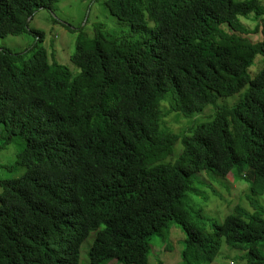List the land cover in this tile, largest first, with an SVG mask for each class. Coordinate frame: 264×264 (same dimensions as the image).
Listing matches in <instances>:
<instances>
[{
    "label": "trees",
    "instance_id": "obj_1",
    "mask_svg": "<svg viewBox=\"0 0 264 264\" xmlns=\"http://www.w3.org/2000/svg\"><path fill=\"white\" fill-rule=\"evenodd\" d=\"M58 1L0 0V36L24 33ZM103 2L128 32L81 35L67 65L51 64L35 29L31 52L0 49L1 135L26 139L23 174L0 179V264H79L91 234L89 264H149L151 238L171 224L183 264H211L223 240L264 264V41L250 38L264 34L261 0ZM251 14L254 30L239 19ZM247 86L182 134L161 128L168 92L191 116ZM244 170L251 211L236 206L209 233L193 224L182 195L194 176Z\"/></svg>",
    "mask_w": 264,
    "mask_h": 264
},
{
    "label": "rangeland",
    "instance_id": "obj_2",
    "mask_svg": "<svg viewBox=\"0 0 264 264\" xmlns=\"http://www.w3.org/2000/svg\"><path fill=\"white\" fill-rule=\"evenodd\" d=\"M261 2L264 9V0ZM239 19L248 30H254L258 23L253 14ZM30 29L41 31L42 41L38 43L48 52L51 64L67 65L66 62L70 61L69 56L75 51L76 40L81 35L93 40L100 30L106 38H115L127 33L129 27L110 13L103 0H59L52 10H38L29 22V29L24 33L0 36V49L31 52L37 38ZM250 38L253 41H264V34L260 30ZM262 60V54H258L248 72L251 76L258 71L257 68ZM70 68L76 72L74 67L70 66ZM247 90L248 86L234 95L221 97L217 104L206 105L201 111L191 116L175 112L174 100L168 92L161 104V128L167 132L182 134L193 122L209 119L208 116L217 111L216 107L233 106ZM1 128L0 125V179L18 178L23 174L25 166L17 161V154L24 149L26 139L16 135L6 140L1 135ZM180 152L181 145L177 142L168 161L172 162ZM244 174L245 170L242 177L238 179L234 178L233 172L226 178L207 176L204 173L196 174L193 185V188H196L195 191L191 190L182 195L183 206L190 216V221L203 228L205 233H209L211 232L209 223L223 222L236 206L251 211L247 200L249 190L246 188ZM257 199L264 206V196ZM93 241L94 234H91L82 244L79 264H89L88 249ZM183 245L184 234L178 225L171 224L151 238L149 264H183L180 259ZM242 255H244L242 251L232 249L223 240L221 250L211 264H246L240 261ZM108 264L121 263L113 260Z\"/></svg>",
    "mask_w": 264,
    "mask_h": 264
},
{
    "label": "water",
    "instance_id": "obj_3",
    "mask_svg": "<svg viewBox=\"0 0 264 264\" xmlns=\"http://www.w3.org/2000/svg\"><path fill=\"white\" fill-rule=\"evenodd\" d=\"M31 19H32V18L30 17V18L27 20V23H29Z\"/></svg>",
    "mask_w": 264,
    "mask_h": 264
}]
</instances>
